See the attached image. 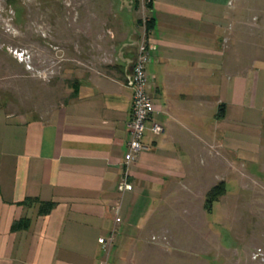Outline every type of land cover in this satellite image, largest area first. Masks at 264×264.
<instances>
[{
  "label": "crops",
  "instance_id": "crops-1",
  "mask_svg": "<svg viewBox=\"0 0 264 264\" xmlns=\"http://www.w3.org/2000/svg\"><path fill=\"white\" fill-rule=\"evenodd\" d=\"M69 1L95 10L89 12L92 21L100 20L102 8L103 43L118 49L126 41L130 27L119 16V0ZM148 1L153 112L142 138L145 149L131 167L132 190L121 198L117 191L132 90L116 50L104 69H71L62 101L30 114L0 108V264H174L175 256L179 264H205L169 250V224L189 216L167 213L174 203L167 193L184 190L191 174H199L196 164L203 166L206 105L217 106L220 120L237 97L236 78L223 82L228 76L222 58L237 8L235 0ZM141 14L133 25L138 34ZM152 122L163 128L156 136L148 128ZM111 232L113 241L103 250L97 240Z\"/></svg>",
  "mask_w": 264,
  "mask_h": 264
},
{
  "label": "rangeland",
  "instance_id": "rangeland-1",
  "mask_svg": "<svg viewBox=\"0 0 264 264\" xmlns=\"http://www.w3.org/2000/svg\"><path fill=\"white\" fill-rule=\"evenodd\" d=\"M234 5L235 31L224 42L222 58L228 76L223 82L236 78L237 97H231L220 120L214 115L217 106L206 105L199 160L204 167L196 164L199 174H191L184 190L167 193L174 201L167 213L189 216L169 224V250L189 263L199 258L205 264H264V0ZM122 10L119 16L134 25L142 9ZM92 11L69 0H0V108L30 114L66 98L64 76L71 69H104L114 62L117 47L102 40L103 10L99 21H92ZM91 23L98 30L88 31ZM221 181L224 193L206 209V193Z\"/></svg>",
  "mask_w": 264,
  "mask_h": 264
},
{
  "label": "built area",
  "instance_id": "built-area-1",
  "mask_svg": "<svg viewBox=\"0 0 264 264\" xmlns=\"http://www.w3.org/2000/svg\"><path fill=\"white\" fill-rule=\"evenodd\" d=\"M148 0H132L133 6L140 7L142 10L141 28L139 34V41L137 47V57L133 67V82L131 85V107L130 117L127 122L128 129V140L126 142L125 156L121 161V173L117 182V191L120 194V198L124 193L131 191L133 184L130 180L131 167L136 163L139 158L140 152L145 149L142 138L145 129L147 128L146 123L150 115L153 112V103L151 97L147 93L150 77L147 74L146 67L150 61V50L153 48L154 42L150 36V31L145 28V21L147 19L146 2ZM149 130L156 136L163 131V128L158 123L152 122L149 125ZM119 198V200H120ZM119 202L113 208V213L118 214ZM119 218L116 216L115 221ZM98 243L101 245L103 250H106L113 241L112 232L107 237L98 238Z\"/></svg>",
  "mask_w": 264,
  "mask_h": 264
},
{
  "label": "water",
  "instance_id": "water-1",
  "mask_svg": "<svg viewBox=\"0 0 264 264\" xmlns=\"http://www.w3.org/2000/svg\"><path fill=\"white\" fill-rule=\"evenodd\" d=\"M119 9H125L128 12L133 7L132 0H119ZM130 33L126 41L118 46L117 56L122 59L124 64V76L127 79L129 85L133 82V67L137 57V47L139 41V34L134 29L132 23L129 21Z\"/></svg>",
  "mask_w": 264,
  "mask_h": 264
},
{
  "label": "trees",
  "instance_id": "trees-1",
  "mask_svg": "<svg viewBox=\"0 0 264 264\" xmlns=\"http://www.w3.org/2000/svg\"><path fill=\"white\" fill-rule=\"evenodd\" d=\"M134 7H136V4ZM146 7L149 8V1L146 2ZM140 23L141 20L138 19L136 21V24L140 25ZM152 27H153V20L150 17H147L145 21V28L147 31H150ZM224 190H225V184L222 181L212 186L205 195V202H204L205 208L207 209V204L210 205L211 202L218 200V197L224 193Z\"/></svg>",
  "mask_w": 264,
  "mask_h": 264
}]
</instances>
